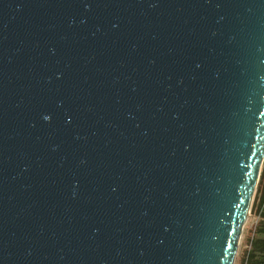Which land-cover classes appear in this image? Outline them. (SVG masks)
<instances>
[{
  "label": "water",
  "instance_id": "water-1",
  "mask_svg": "<svg viewBox=\"0 0 264 264\" xmlns=\"http://www.w3.org/2000/svg\"><path fill=\"white\" fill-rule=\"evenodd\" d=\"M264 157V0H0V264H232Z\"/></svg>",
  "mask_w": 264,
  "mask_h": 264
},
{
  "label": "trees",
  "instance_id": "trees-1",
  "mask_svg": "<svg viewBox=\"0 0 264 264\" xmlns=\"http://www.w3.org/2000/svg\"><path fill=\"white\" fill-rule=\"evenodd\" d=\"M249 213L256 216L255 225L245 237L237 264H264V157L252 197Z\"/></svg>",
  "mask_w": 264,
  "mask_h": 264
},
{
  "label": "rangeland",
  "instance_id": "rangeland-1",
  "mask_svg": "<svg viewBox=\"0 0 264 264\" xmlns=\"http://www.w3.org/2000/svg\"><path fill=\"white\" fill-rule=\"evenodd\" d=\"M249 215H250V213H249ZM249 215L247 216V218H246V220L244 222V225L242 227L241 235H240V238H239V241H238V245H237V249H236V254H235L234 261H233L232 264H237L239 254L241 253L243 248H245V245H246L245 237L248 235V233L250 231L249 230L250 229V225L252 223V217H249Z\"/></svg>",
  "mask_w": 264,
  "mask_h": 264
},
{
  "label": "built area",
  "instance_id": "built-area-1",
  "mask_svg": "<svg viewBox=\"0 0 264 264\" xmlns=\"http://www.w3.org/2000/svg\"><path fill=\"white\" fill-rule=\"evenodd\" d=\"M248 215H249V212H248ZM247 215V216H248ZM249 217H252V223H251V225H250V228H252L254 225H255V223H256V216H254V215H252V214H250L249 215ZM247 218V217H246ZM245 247H247V245H245Z\"/></svg>",
  "mask_w": 264,
  "mask_h": 264
}]
</instances>
